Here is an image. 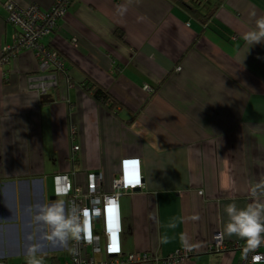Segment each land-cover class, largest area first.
<instances>
[{
  "label": "crops",
  "instance_id": "obj_1",
  "mask_svg": "<svg viewBox=\"0 0 264 264\" xmlns=\"http://www.w3.org/2000/svg\"><path fill=\"white\" fill-rule=\"evenodd\" d=\"M6 1L47 12L55 0H0V52L16 32ZM260 16L264 0H225L205 24L170 0H75L42 39L64 59L70 87L59 75L43 105L28 81L48 76L31 51L0 66V263H26L29 237L42 235L32 209L66 200L54 194L55 176L72 171L81 186L100 173L112 191L121 162L134 158L143 187L120 198L123 252L161 264L189 248L177 264H239V251L208 247L246 242L225 233V206L245 207L264 180V43L243 40ZM86 80L121 108L101 106ZM40 242L43 264L65 255L58 242Z\"/></svg>",
  "mask_w": 264,
  "mask_h": 264
},
{
  "label": "built area",
  "instance_id": "obj_2",
  "mask_svg": "<svg viewBox=\"0 0 264 264\" xmlns=\"http://www.w3.org/2000/svg\"><path fill=\"white\" fill-rule=\"evenodd\" d=\"M75 0H55L47 12H42L36 6L27 9L17 7L11 1H6L4 7L8 11V21L15 28L14 42L4 47L0 52V66L9 62L19 51H31L38 61L39 75H46V82L57 86L54 75H47L51 69L64 73V62L58 53L42 43V39L49 36L56 28L57 22L64 17L68 7ZM76 43V41H73ZM34 77L29 78V86L38 90L39 95L46 93V85L37 86ZM67 86H71L70 78L66 79ZM144 90L151 92L148 86ZM47 94V93H46ZM45 94V95H46ZM76 135L71 129V140ZM79 146L72 143L69 161L73 162ZM74 173L61 174L54 177V194L56 197H65L66 210L76 206L85 213L83 220L86 223L89 240H69L63 246L65 257H52L48 264H149L157 260L146 252L124 253L121 247V209L120 198L129 192L143 187L141 165L139 159H124L120 164L118 176L112 181V191L104 186V177L100 173L86 175L85 183L77 186L72 177ZM139 179V183L135 182ZM131 181V182H130ZM113 235L116 237L117 250L113 251ZM263 244V243H262ZM262 244L254 250H246V242L232 243L216 241L209 244V251L225 252L239 251V264H259L264 261ZM71 248L72 251L68 249ZM190 255V249L175 250L161 259V264H177ZM2 264V263H0ZM26 264V263H20Z\"/></svg>",
  "mask_w": 264,
  "mask_h": 264
},
{
  "label": "clouds",
  "instance_id": "obj_3",
  "mask_svg": "<svg viewBox=\"0 0 264 264\" xmlns=\"http://www.w3.org/2000/svg\"><path fill=\"white\" fill-rule=\"evenodd\" d=\"M126 11L127 8L124 6L118 9L121 15ZM243 40L251 45L264 43V16L255 19V27L243 34ZM250 195L251 202L243 208H239L235 203L225 206L228 222L224 231L228 236L235 235L245 240L246 250H254L264 243V200L260 199L264 196V180L251 185ZM32 211L34 212L33 220L41 226L42 235L39 240L29 237L33 242L26 250V264H43V245L40 241L50 244L58 242L61 246H67L69 240L87 241L90 238L83 220L85 215L83 210L76 206L66 210L62 199L36 205ZM192 219L198 220L199 216H193ZM161 243H167V239L162 238ZM185 243L187 244L186 239ZM68 250L72 251L71 248Z\"/></svg>",
  "mask_w": 264,
  "mask_h": 264
},
{
  "label": "trees",
  "instance_id": "obj_4",
  "mask_svg": "<svg viewBox=\"0 0 264 264\" xmlns=\"http://www.w3.org/2000/svg\"><path fill=\"white\" fill-rule=\"evenodd\" d=\"M177 6H179L183 11L188 13L190 16L197 19L198 22L205 24L206 21L212 18L214 12L225 2V0H170ZM59 58L64 62V59L59 55ZM64 73L55 71L51 69L47 72V75H54L57 79L59 75H62L66 81V79L71 77L68 75V70L66 68ZM83 87L87 90L88 93H92L94 99L101 104L104 108H106L110 113H114L118 108H121V104L111 96L105 89L99 87L97 84L93 83L91 80H86L83 83ZM41 101L43 105H47L51 103L46 96H41Z\"/></svg>",
  "mask_w": 264,
  "mask_h": 264
},
{
  "label": "rangeland",
  "instance_id": "obj_5",
  "mask_svg": "<svg viewBox=\"0 0 264 264\" xmlns=\"http://www.w3.org/2000/svg\"><path fill=\"white\" fill-rule=\"evenodd\" d=\"M207 1H209V0H207ZM47 81H48V80H47ZM36 82H37L36 85H37V86H40V87H41V85H43V84L46 85V87H47L46 93H48L51 89H54V88H55V86H53V85H52L51 83H49V82H46V80H44V79L37 80ZM46 93H45V94H46ZM45 94H44V96L47 95V94H46V95H45ZM41 96H43V95H41ZM65 256H66V255H63V256H61L60 258L65 257ZM49 261H50V260H48L47 264L49 263ZM54 261H57V260H56V257H54Z\"/></svg>",
  "mask_w": 264,
  "mask_h": 264
},
{
  "label": "snow or ice",
  "instance_id": "obj_6",
  "mask_svg": "<svg viewBox=\"0 0 264 264\" xmlns=\"http://www.w3.org/2000/svg\"><path fill=\"white\" fill-rule=\"evenodd\" d=\"M131 182V181H130ZM135 182L136 183H139V179L138 178H135ZM117 250V246H116V237L115 235H113V251H116Z\"/></svg>",
  "mask_w": 264,
  "mask_h": 264
}]
</instances>
